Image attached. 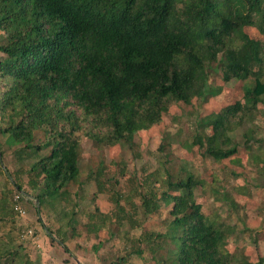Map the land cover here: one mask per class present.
<instances>
[{
	"label": "trees",
	"instance_id": "trees-1",
	"mask_svg": "<svg viewBox=\"0 0 264 264\" xmlns=\"http://www.w3.org/2000/svg\"><path fill=\"white\" fill-rule=\"evenodd\" d=\"M0 34V174L8 178L6 190L0 189V216L11 201L20 202L15 193L26 195L37 214H47L67 253L65 243L83 218L69 185L81 189L90 182L96 194L105 188L102 169L80 177L79 135L94 147L123 143L132 151L134 137L158 125L172 105L206 99L208 69L216 62L222 84L236 83L239 92L233 89L230 104L201 121L187 147L212 163L233 159L238 145L231 133L264 114L258 109L264 103V0H0ZM256 131L242 133V149L250 165L261 161L260 171L251 170L264 183V145L254 139ZM251 144L258 152L251 153ZM161 170L162 188L138 195L144 217L166 211L164 231L132 238L131 250L110 264H126L142 253L139 247L156 264L161 251L163 264H264L259 251L251 261L240 246L242 230L236 236L234 224L217 212L204 213L195 192L207 191L205 178L185 172L173 181ZM231 173L235 180L242 176ZM123 179L121 172L106 180L115 220L91 200L84 223L89 233L139 222L121 206ZM209 179L208 189L221 197L229 215L243 209L232 197L240 187L222 191L224 186L214 187ZM6 243L0 241V264H26ZM251 244L258 249L256 241Z\"/></svg>",
	"mask_w": 264,
	"mask_h": 264
},
{
	"label": "rangeland",
	"instance_id": "rangeland-1",
	"mask_svg": "<svg viewBox=\"0 0 264 264\" xmlns=\"http://www.w3.org/2000/svg\"><path fill=\"white\" fill-rule=\"evenodd\" d=\"M2 42L3 38L0 34V43ZM207 84V92L210 91V93H206L208 96L204 101L201 103L200 100L199 103L194 101L193 106L187 107L172 105L169 108V114L158 125L134 137L135 144L132 151L123 143L112 147H94L88 138L79 135L80 177L84 180L91 169H102L101 181L105 188L103 193L96 194L93 183H82L83 191L74 184L69 185V191L77 193L78 209L83 212L81 225L77 226L73 231L74 236L65 243L69 253L59 244V235L54 232L56 230L51 226L47 214H37L34 205L29 203L27 196L22 193L14 194V197L20 195V202L11 201L7 211L0 216L2 218L0 241L7 242L10 250L15 251L18 257L21 256L26 264H110L114 259L124 256L125 252L131 250L132 238H137L142 232L164 231L163 222L167 218L166 211L162 209L152 216L144 217L138 195L139 192L145 194L148 187L162 188L163 170L161 168L163 167L173 181L180 176L183 177L185 172H191L196 178H205L207 191L202 192L197 189L195 192L196 201L202 202L204 213L212 215L217 212L227 224H234L237 230L236 236L242 230V234L239 235L240 246L244 245L251 261H256L257 255L255 256L253 252L258 254L257 251H259V254L264 256V183L262 179L253 178L254 173L251 170L254 168L255 172L258 171L262 163L259 160L258 164L255 162L250 165L248 154L242 149V133L245 130L249 131L251 127L257 129L256 133L254 132V139H262L264 145V114L254 120L255 122L245 123L240 129L231 133V140L238 145V153L233 159L219 164L212 163L201 156V151L194 147L189 149L187 146L191 145L196 134L200 132L201 121L217 115L222 108L228 106L233 100L232 90L236 89L239 92V87L236 83L222 84L219 62L209 67ZM258 109L264 112V103H259ZM251 148V153L258 152L255 145L251 144ZM250 159L252 160L251 157ZM9 168L13 169L10 165ZM121 172L125 173L121 187L126 194L125 199L120 201L121 206L125 211L134 212V220L138 219L139 222H134L133 227L127 223L121 225L114 223L109 233H100L95 236L87 231L84 224L87 215L92 211L91 200L95 199V205L102 214H109L115 220L117 208L108 199L112 191L106 180ZM231 172L242 174V176L235 180ZM210 176L215 181L212 186H224L220 187L222 191L227 188L230 190L233 186L240 187L241 191L232 192V197L235 202L240 203L237 204L243 206V209L239 207L232 215H229L228 207L224 206L225 203L221 197L208 189ZM147 177L149 179L146 181ZM7 180L5 175L0 174L2 191L6 190L4 184ZM153 180H157V183ZM7 187L11 188L10 185ZM243 192L247 193L246 197ZM16 205L20 206L23 214L15 211ZM38 218L40 223L37 222ZM44 228L51 229L53 232L48 234ZM8 234L10 236H7ZM68 235L71 236L70 233ZM9 239L11 242H8ZM252 241H256L257 250L251 244ZM99 243L101 247L95 252L93 247ZM137 247L138 245H135V248ZM139 248L142 253L132 255L126 264H156L147 248ZM226 248L232 251L234 247L227 244ZM165 257L164 251L158 253V260H164ZM160 260V264H163ZM167 263L173 264L170 261Z\"/></svg>",
	"mask_w": 264,
	"mask_h": 264
},
{
	"label": "built area",
	"instance_id": "built-area-1",
	"mask_svg": "<svg viewBox=\"0 0 264 264\" xmlns=\"http://www.w3.org/2000/svg\"><path fill=\"white\" fill-rule=\"evenodd\" d=\"M19 199V196H15V201H17ZM17 203V202H16ZM15 211H17L18 213H20V214H23V212H22V210H21V208H20V206L18 207L17 205L15 206Z\"/></svg>",
	"mask_w": 264,
	"mask_h": 264
}]
</instances>
